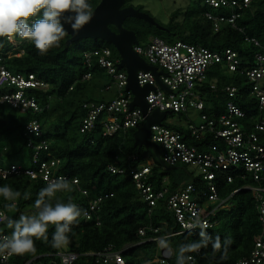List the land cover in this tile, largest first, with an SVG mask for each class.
Instances as JSON below:
<instances>
[{
	"label": "trees",
	"instance_id": "1",
	"mask_svg": "<svg viewBox=\"0 0 264 264\" xmlns=\"http://www.w3.org/2000/svg\"><path fill=\"white\" fill-rule=\"evenodd\" d=\"M190 1L201 3V0ZM98 2L99 0H88L92 9ZM263 4L264 0H251L247 7L240 9L237 7L214 9L224 14L238 12L239 16L235 25L241 27L242 31L229 25H223L218 31H213L211 23L203 17V11L208 9L203 5L202 8L187 5L183 10L173 9L168 21L165 24L159 22V26L129 16L124 19L122 28L132 30L139 44H146L152 37H159L168 43L180 40L214 51L230 48L237 51L239 57L252 61L253 54L258 48L245 37L255 38L259 43L264 44ZM125 5H129L128 0L124 1L123 6ZM135 8L147 12L143 6ZM39 18H41L40 14L35 17V19ZM154 20L157 21L155 18ZM108 26L115 32L118 31L114 24H108ZM16 38L21 42L23 53L20 56L8 57L6 51L12 45L5 37H0L3 62L11 72L24 74L32 72L49 83V88L46 90H32L41 104H47V107L33 114L29 111L20 113L6 105H0V154L5 157H18L17 155L23 148H26L23 137L24 125L28 120L37 118L42 129V137L48 143L49 157L60 159L57 173L68 175L69 182L71 178H76L79 188L86 190V194H83L70 182L73 190L59 191L56 196H61V200L66 203L69 201L76 203L83 211L88 209V202L97 195L104 193H111V195L97 204L89 218L81 214L78 218L79 223L72 225L71 231L67 233L68 244L60 248L52 247L51 241L55 227L50 225L48 242L33 238L36 252L22 256H10L9 264H22L34 255H39L36 259L39 264H58L56 257L54 263L51 261L53 256H47L56 251L78 252L79 256L70 264H98L93 256L86 255L85 252L98 251L108 245L116 250L126 245L132 246L122 252L125 264H142L151 261L156 252L155 241L149 239L152 233L148 231L146 237L141 238L137 230L150 225L159 227L156 234L167 235L177 231L178 225L175 224L172 213L163 206H157L148 212L146 202L139 196L129 170L151 159L153 163L150 167L148 181L152 183L154 189L161 187L163 179L166 180L171 191L187 182L204 188V181L200 176L193 175L191 171L188 177L185 175V169L181 170L183 173L178 172L179 166L181 168L186 165L166 167L161 163L156 151L149 152L145 147L147 144L140 143L138 139V131L142 123L136 127L120 129L110 136H103L98 126L88 132L79 131L85 115L83 104L109 98L102 94L106 84H101L100 81L103 77L110 78V76L105 68L96 63L94 58L91 59L90 65L84 64L83 53L102 47H108L113 53H117L111 43L99 38H82L67 42L69 38L67 34L59 47H54L46 55L41 56L31 41L22 40L18 35ZM209 67H211L209 74L213 76L211 83L214 84V88H210V83L205 82V79L198 86L205 101L203 112L218 114L225 111L224 103L230 98L223 90L226 84L239 87L238 93L233 98L238 105L246 110L254 106V100L247 97V82L242 74L236 70H228L224 61ZM86 72L91 74L88 79L83 78ZM226 72L232 73V77H227ZM110 80L112 81L111 78ZM99 85L102 87H98ZM97 87L100 89L95 91ZM108 90H111L113 95L114 90ZM168 114L171 117L182 115L176 112H168ZM164 124L180 131L184 134V138L193 144L200 145L197 139L188 138L185 125ZM13 132L18 133L21 140L20 147L16 151L13 149L14 143L10 137ZM207 139L213 140L212 137H207ZM199 147L201 150L206 149L204 144ZM45 155L46 153L43 154ZM28 156L31 163L29 149ZM11 163L16 162L9 161L7 164ZM109 166L120 168L122 172H111L108 169ZM241 184L239 180L231 183L220 182L218 187L220 196H225ZM5 185L21 193L15 201H7L0 196V207L3 208L6 216L12 219H18L21 214H35L37 193L40 189L47 187V183L43 180L30 179L23 174L0 177V187ZM25 192L30 193L29 199H24ZM55 197L51 201L53 204L57 201ZM229 201L231 204L219 208L211 217L216 220L213 226L166 237L174 251L168 264H186L187 254H193L195 258L204 263L234 264L237 259L249 253L254 237L260 232L253 199L248 191L243 189L232 194ZM12 203L16 205L15 208L5 207L6 204ZM28 211L31 213L26 214L25 212ZM0 230L12 232V229L6 226V222L2 223ZM201 232H204L203 236ZM217 238L220 241L218 250L214 247ZM188 244L191 248H187ZM195 244L200 245L199 248H195L198 249L196 252L192 248Z\"/></svg>",
	"mask_w": 264,
	"mask_h": 264
},
{
	"label": "built area",
	"instance_id": "2",
	"mask_svg": "<svg viewBox=\"0 0 264 264\" xmlns=\"http://www.w3.org/2000/svg\"><path fill=\"white\" fill-rule=\"evenodd\" d=\"M251 0H201V4L208 9L203 11V17L211 23L213 31H218L223 25L236 27L235 21L238 12L224 14L214 9L237 7L244 8ZM264 10V4L262 5ZM214 11V12H213ZM34 20H30L32 23ZM12 45L6 51V55L20 56L23 53L20 40L15 37L9 41ZM258 49L254 52L252 61L238 56L237 51L226 48L221 51L210 50L201 45H195L180 40L168 43L159 37H152L146 44L133 45L134 51L148 64L157 67L160 71L159 79L167 87L163 89L155 82V77L150 71H137V82L140 86L152 85L144 99L147 103V113L156 109L164 112L186 113L189 108L196 110L197 120H189L186 124L187 136L197 139L204 144L206 149L201 150L200 145H195L184 138L180 131L169 128L164 123H153L149 126L147 137L150 143L158 146L157 154L161 163L166 167L186 165L195 169L193 175H198L204 181V188L196 187L191 182L180 184L176 189L170 190L166 180L158 189H154L148 181L151 159L145 164L129 170L133 183L139 196L144 202L148 212L155 207L163 206L172 213L178 230L167 235L156 234L159 227L146 226L137 230L141 238L151 232L150 240L156 243V252L151 261L142 264H168L173 256V247L166 240L168 235L183 232H195L201 228H208L216 224L211 219L217 210L230 203L229 199L237 191L246 190L252 197L260 226V232L253 239L249 253L240 257L234 264H264V44L252 37H245ZM84 64L90 65L94 58L96 63L105 68L114 84V93L106 100L88 101L83 104L85 115L82 118L79 131L88 132L97 126L103 136H110L120 129L136 127L144 121V114L139 107H130L133 95L126 89V72L120 70L118 64L121 57L113 53L108 47L88 50L83 53ZM225 62L228 70L238 71L245 77L247 84V97L255 102L248 110L238 105L233 98L238 93L239 87L226 84L223 90L230 97L224 103L225 111L221 113L203 112L205 101L198 89L205 79L207 68L215 63ZM89 72L83 75L88 79ZM210 88L214 84L209 82ZM49 83L35 73H14L7 69L0 51V105H6L20 113L27 111L39 113L47 104H41L32 90H46ZM105 90L111 89L108 84ZM250 109H253L252 111ZM34 125L37 129H33ZM25 146L31 151V163L24 166L18 163L0 165V177L5 178L11 174H23L30 179H41L48 184L63 176L69 180V176L57 173L60 159L49 157L48 143L42 137V129L37 118L28 120L23 129ZM212 137L213 140H208ZM207 140V141H206ZM206 142V143H205ZM46 145V148L44 147ZM46 153L45 156L43 154ZM111 172H122V169L114 166L108 167ZM239 180L242 184L232 189L225 196H220V182L231 183ZM83 194L86 190L80 189L77 179L70 181ZM111 193L99 194L88 202V209L82 211L85 218H89L91 211L104 198ZM0 212L5 213L2 207ZM0 222V227H2ZM202 225H206L203 227ZM10 231H1L0 236L10 235ZM132 247L126 245L120 250L111 245L98 251H87L86 255L94 257L98 264H125L122 256L124 250ZM187 248H191L190 244ZM195 252L198 249L194 250ZM58 264H70L78 256L74 251H56L53 254ZM34 255L26 259L22 264H39ZM0 257V264H9ZM186 264H214L199 261L193 254H187Z\"/></svg>",
	"mask_w": 264,
	"mask_h": 264
},
{
	"label": "clouds",
	"instance_id": "3",
	"mask_svg": "<svg viewBox=\"0 0 264 264\" xmlns=\"http://www.w3.org/2000/svg\"><path fill=\"white\" fill-rule=\"evenodd\" d=\"M74 13V16H64ZM93 9L88 0H0V37H7L9 41L18 35L22 40H29L38 53L43 56L66 37L67 31L62 24V17L73 32H78L83 25L92 18ZM40 14L41 18L35 19ZM30 18L34 22L30 23ZM2 46V45H0ZM143 123V122H142ZM33 129H37L31 125ZM46 148V145L44 146ZM67 178L61 176L49 181L47 187L40 189L35 200L36 212L33 215L21 214L18 219H12L0 212V222L12 229L10 235L0 236V257L7 260L13 255L34 254L35 240L48 242V228L55 227L51 245L60 248L69 243L67 233L71 226L78 224L82 209L72 202H51L59 191H72ZM0 196L7 201H15L20 196L19 191H13L10 186L0 187ZM30 193H24V199H29ZM47 198V199H46ZM15 204H6V208H15ZM205 227L206 225H202ZM204 235V232H201ZM35 238V240L33 239ZM199 244L192 248H199ZM215 249L220 248L217 238Z\"/></svg>",
	"mask_w": 264,
	"mask_h": 264
},
{
	"label": "water",
	"instance_id": "4",
	"mask_svg": "<svg viewBox=\"0 0 264 264\" xmlns=\"http://www.w3.org/2000/svg\"><path fill=\"white\" fill-rule=\"evenodd\" d=\"M125 0H99L93 8L92 18L88 23L83 25L78 32H73L71 26L65 22L62 17V24L69 35L67 42H72L82 38L102 39L111 43L120 55L121 60L118 68H123L126 72V89L133 95L130 107H139L144 114V121L138 131V139L140 143L149 144L147 140L149 135V126L153 123H160L161 117L165 115L164 112L156 109L147 113V103L145 102V95L149 89H153L152 85L145 84L140 86L137 82V71H150L154 77L155 82L162 87H167L159 79L160 71L157 67L148 64L141 56H139L133 49V45L138 43V40L132 30L122 28V23L126 17H136L145 20L150 24L159 26L154 18L148 13L141 11L132 5L123 6ZM74 13H65L64 16H74ZM108 24H114L118 31L112 30ZM157 153V148L155 147Z\"/></svg>",
	"mask_w": 264,
	"mask_h": 264
},
{
	"label": "rangeland",
	"instance_id": "5",
	"mask_svg": "<svg viewBox=\"0 0 264 264\" xmlns=\"http://www.w3.org/2000/svg\"><path fill=\"white\" fill-rule=\"evenodd\" d=\"M129 5H132L133 7H137V6H143V9L146 10L149 15H151L153 18H155L157 21H155L157 24L163 23L165 24L168 21V17L170 12L174 9L177 8H181L182 10L185 9V7L187 5H189L190 7H199L202 8V4L201 3H197V2H193L189 0H128ZM160 22V23H159ZM154 25V24H151ZM211 69V67L207 68V72H206V78H205V82H211L213 79V76H210L209 74V70ZM226 76L227 77H232V73L230 72H226ZM101 84H109L111 86V89L114 90V84L112 83V81L110 80V78L108 76L103 77V79L100 81ZM98 87H102V85H99ZM95 91H98L100 88H98ZM92 91H94L92 89ZM111 90H104L103 91V95L106 97H109L112 95V93L110 92ZM96 93V92H95ZM197 111L194 109L189 108L187 110L186 113H182V115L179 116H174L171 117L169 114L165 117L164 122L165 123H173V122H180V123H184L186 121V123L189 120L195 121L197 120ZM264 117V114H262ZM10 137L13 141V149L18 150L20 147V137L19 134L16 132H13L10 134ZM146 149L149 152H155L154 149L155 147L157 149L158 146H156L153 143H149L146 146ZM18 157L14 156V157H5L3 154H0V165L4 164L6 165L9 161H15L18 164L24 165V166H28L30 164V158L28 156V149H26L25 147L23 148V150L20 152L19 155H17ZM177 169V168H176ZM185 169V175H187V177L190 174V171L195 172V169H193L192 167L189 166H185V167H178V172H182L181 170ZM183 173V172H182ZM55 198H57V200L66 203L65 201L61 200V196H56ZM53 203V202H52ZM226 206V205H225ZM223 206V207H225ZM228 206V205H227ZM221 207V208H223ZM26 214H30L31 212H25ZM136 253V251L134 252Z\"/></svg>",
	"mask_w": 264,
	"mask_h": 264
},
{
	"label": "crops",
	"instance_id": "6",
	"mask_svg": "<svg viewBox=\"0 0 264 264\" xmlns=\"http://www.w3.org/2000/svg\"><path fill=\"white\" fill-rule=\"evenodd\" d=\"M199 86V85H198ZM198 89L199 90H201L199 87H198ZM109 91V90H108ZM110 97V96H109ZM166 115H167V113L163 116V117H161V120H160V123H165L164 122V119H165V117H166ZM196 121V120H195ZM188 123V122H187ZM186 121L184 122V123H180V122H178V121H176V122H173V123H168V124H172V125H177V124H183V125H185V127H186ZM154 151H155V149H154Z\"/></svg>",
	"mask_w": 264,
	"mask_h": 264
}]
</instances>
